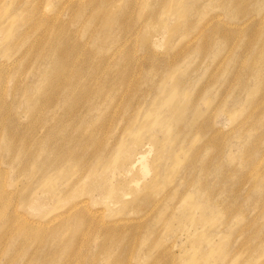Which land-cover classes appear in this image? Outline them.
Wrapping results in <instances>:
<instances>
[{
    "label": "rangeland",
    "instance_id": "374dc122",
    "mask_svg": "<svg viewBox=\"0 0 264 264\" xmlns=\"http://www.w3.org/2000/svg\"><path fill=\"white\" fill-rule=\"evenodd\" d=\"M178 2L0 0V264H264V0Z\"/></svg>",
    "mask_w": 264,
    "mask_h": 264
},
{
    "label": "bare ground",
    "instance_id": "6f19581e",
    "mask_svg": "<svg viewBox=\"0 0 264 264\" xmlns=\"http://www.w3.org/2000/svg\"><path fill=\"white\" fill-rule=\"evenodd\" d=\"M171 6H172V5H171ZM171 6H170V8H171ZM173 6L177 8V13H178L179 15H182V16L184 15V12H185L184 9H185V8H184V4L181 5V0H179V2L176 4V6H175L174 4H173ZM180 8H182L183 13L179 12V11H180V10H179ZM189 8H190V7H189ZM189 8H188V9H189ZM133 11H134V8H133ZM134 14H135V13H134ZM176 16H177V15H176ZM176 16H175V17H176ZM187 16H188V15H187ZM177 18H178V16H177ZM127 19H128V18H127ZM180 19H181V18H180ZM180 19H179V20H180ZM126 21H127V20H126ZM144 21H145V20H144ZM180 21H181V20H180ZM150 22H151V20H150ZM178 22H179V21H178ZM182 22H183V21H182ZM169 23H170V22H169ZM179 23H180V22H179ZM143 24H144V22H143ZM183 24H184V23H183ZM169 25H170V24H169ZM125 26H126V25H125ZM154 26H155V25H154ZM154 26H153V27H154ZM156 26H157V25H156ZM182 26H183V25H182ZM140 27H141V26H140ZM128 28H129V27H128ZM128 28H126V31H127ZM149 28H150V27H149ZM182 28H183V27H182ZM154 29H155V28H154ZM156 29H157V27H156ZM159 29H160V26H159ZM181 30H182V29H181ZM124 31H125V30H124ZM126 31H125V32H126ZM123 36H124V35H123ZM35 44H36V43H35ZM32 45H33V44H32ZM62 53H63V52H62ZM63 55H64V54H63ZM263 93H264V90H263ZM263 93H262V94H263ZM169 99H170V98H169ZM165 101H166V102H164V103H162V104H164V106H167L168 109H169V111H172V109H175V108H176V107L174 108V106H173L174 104H172V101H173V100H170L168 103H167V99H166ZM179 109H180V108H179ZM174 112H175V111H174ZM176 112H177V111H176ZM173 114H174V113H173ZM105 241H106V240H105Z\"/></svg>",
    "mask_w": 264,
    "mask_h": 264
}]
</instances>
